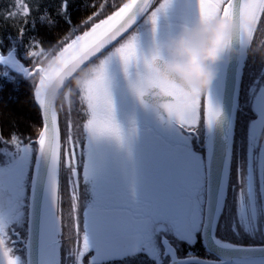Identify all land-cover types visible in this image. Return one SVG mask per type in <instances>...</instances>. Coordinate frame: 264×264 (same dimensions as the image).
I'll use <instances>...</instances> for the list:
<instances>
[{
  "label": "snow or ice",
  "instance_id": "6c2138e0",
  "mask_svg": "<svg viewBox=\"0 0 264 264\" xmlns=\"http://www.w3.org/2000/svg\"><path fill=\"white\" fill-rule=\"evenodd\" d=\"M90 6L78 24L71 0H11L0 12L19 23L6 46L0 39V81H30L41 118L35 137L0 132V264H264V61L241 102L264 0L82 5ZM215 18L237 25L225 48L238 55L199 95L161 64L169 39ZM61 20L69 31L55 45L25 40L37 24ZM225 224L236 240L218 235Z\"/></svg>",
  "mask_w": 264,
  "mask_h": 264
},
{
  "label": "clouds",
  "instance_id": "9594fccd",
  "mask_svg": "<svg viewBox=\"0 0 264 264\" xmlns=\"http://www.w3.org/2000/svg\"><path fill=\"white\" fill-rule=\"evenodd\" d=\"M237 31V25L223 18L201 22L166 42V59L161 70L173 78L185 90L203 95L217 78L216 67L225 58L238 55L235 49L225 48L228 39ZM261 52L259 46L252 49ZM264 55V52H261ZM90 69L81 72L72 87L80 86ZM67 90L57 97V102L65 103Z\"/></svg>",
  "mask_w": 264,
  "mask_h": 264
},
{
  "label": "trees",
  "instance_id": "16d2710c",
  "mask_svg": "<svg viewBox=\"0 0 264 264\" xmlns=\"http://www.w3.org/2000/svg\"><path fill=\"white\" fill-rule=\"evenodd\" d=\"M31 2V0H29ZM49 4H55L58 0H46ZM92 0H89L91 3ZM113 0H109L112 3ZM116 4L125 2V0H114ZM11 0H0V12H3L9 7ZM85 0H71V13L72 20L74 23H79L82 19L86 18L89 14L95 11L93 7L84 8L82 5ZM101 0H95V4L99 5ZM112 9L110 7H105L103 15L110 13ZM35 15V13H33ZM98 17L97 19H99ZM19 27V23L13 21H5L0 18V39L5 41V46L7 45V37L9 35L15 36L16 29ZM69 31V25L65 24L63 20L55 28H48L46 26H41L37 24V29L35 32L26 33L25 40H27V35L37 36L42 42L43 46L47 49L55 45L60 39H62L65 34ZM25 63H29L25 61ZM0 132L3 133L5 137L9 133L17 129L24 135H31L35 137V129L41 125V118L39 116L38 109H36L32 102V90L30 88V81L20 79L16 85L5 84L0 81ZM59 106V104H58ZM61 127L63 128V115H61ZM239 133V123L237 122L236 136ZM65 220H69L67 217V196L65 195ZM70 221V220H69ZM69 223V222H68ZM229 235L232 236L229 231ZM230 237L228 239H231ZM233 240V239H232ZM250 243H259L258 240H248ZM67 244V242H66ZM70 247V245H68ZM68 247H65L68 248ZM196 250L201 256L205 255L204 250L200 248L199 245L196 246Z\"/></svg>",
  "mask_w": 264,
  "mask_h": 264
},
{
  "label": "flooded vegetation",
  "instance_id": "af4514ba",
  "mask_svg": "<svg viewBox=\"0 0 264 264\" xmlns=\"http://www.w3.org/2000/svg\"><path fill=\"white\" fill-rule=\"evenodd\" d=\"M264 41V29H258V31L255 34L254 37V44H253V48H256L257 46L260 45V43ZM261 52H264V50H261ZM261 52H253L250 51L249 52V56H248V64L245 68V72H244V81H243V85H242V91H241V102H243L244 100V87L248 84V75L250 72L253 71H257L259 70L260 66H261V62L264 61V55L261 54ZM203 97L201 98V116L203 119ZM237 122L239 123V133L237 132V139H239L243 133H244V125L246 123V120L244 117H242L239 113H238V118H237ZM237 128V127H236ZM64 223L68 226V220H65L64 217ZM66 231V227L64 228V232ZM218 235L224 238H230L233 236L229 235V231L227 229V226L225 224L224 227H222L219 231H218ZM233 240H236V237L231 238ZM248 238H243L242 240H240L239 242L241 243H245V244H249L250 242L248 241ZM67 242V239L65 238L64 240V244Z\"/></svg>",
  "mask_w": 264,
  "mask_h": 264
},
{
  "label": "rangeland",
  "instance_id": "374dc122",
  "mask_svg": "<svg viewBox=\"0 0 264 264\" xmlns=\"http://www.w3.org/2000/svg\"><path fill=\"white\" fill-rule=\"evenodd\" d=\"M75 118V117H74ZM64 207V206H63ZM64 210H65V207H64ZM68 217V216H67ZM69 222V225L66 227V231L64 232L65 233V238L67 239V244L65 243L64 244V247H68V245L71 246V240L68 239L69 236H72L73 233H72V230H71V222L68 220ZM258 240V239H257ZM259 241V240H258Z\"/></svg>",
  "mask_w": 264,
  "mask_h": 264
},
{
  "label": "water",
  "instance_id": "95a60500",
  "mask_svg": "<svg viewBox=\"0 0 264 264\" xmlns=\"http://www.w3.org/2000/svg\"><path fill=\"white\" fill-rule=\"evenodd\" d=\"M242 82H243V79H242ZM242 91V90H241ZM59 104V102H57Z\"/></svg>",
  "mask_w": 264,
  "mask_h": 264
},
{
  "label": "bare ground",
  "instance_id": "6f19581e",
  "mask_svg": "<svg viewBox=\"0 0 264 264\" xmlns=\"http://www.w3.org/2000/svg\"><path fill=\"white\" fill-rule=\"evenodd\" d=\"M243 81H244V79H243ZM242 85H243V82H242Z\"/></svg>",
  "mask_w": 264,
  "mask_h": 264
}]
</instances>
